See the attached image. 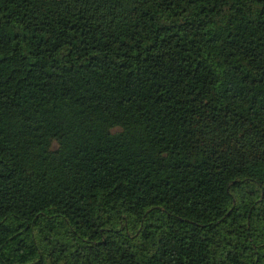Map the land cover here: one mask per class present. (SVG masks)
Masks as SVG:
<instances>
[{
  "label": "trees",
  "instance_id": "trees-1",
  "mask_svg": "<svg viewBox=\"0 0 264 264\" xmlns=\"http://www.w3.org/2000/svg\"><path fill=\"white\" fill-rule=\"evenodd\" d=\"M0 264H264V0H0Z\"/></svg>",
  "mask_w": 264,
  "mask_h": 264
},
{
  "label": "rangeland",
  "instance_id": "rangeland-1",
  "mask_svg": "<svg viewBox=\"0 0 264 264\" xmlns=\"http://www.w3.org/2000/svg\"><path fill=\"white\" fill-rule=\"evenodd\" d=\"M118 131V129H116V130H113V132H117Z\"/></svg>",
  "mask_w": 264,
  "mask_h": 264
}]
</instances>
